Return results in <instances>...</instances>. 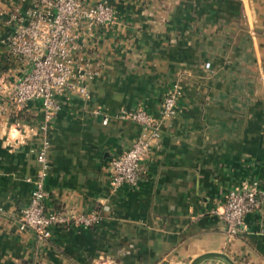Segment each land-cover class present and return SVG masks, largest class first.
<instances>
[{
	"label": "crops",
	"instance_id": "0c3cea01",
	"mask_svg": "<svg viewBox=\"0 0 264 264\" xmlns=\"http://www.w3.org/2000/svg\"><path fill=\"white\" fill-rule=\"evenodd\" d=\"M107 1L117 21L82 29L76 54L96 74L88 97L72 90L60 96L46 179L49 209L101 211L103 220L59 226L42 239L18 227L29 179L39 171L31 151L39 140L12 145L8 137L16 120L43 121L40 101L23 109L9 101L30 66L9 53L7 40L16 17L38 0H0V264H93L100 256L118 264H191L207 252L264 264V0ZM175 82L183 87L180 109L163 122L140 181L112 192L111 160L142 132L118 113L143 108L159 117ZM252 180L260 183L261 205L230 234L214 211L232 188Z\"/></svg>",
	"mask_w": 264,
	"mask_h": 264
},
{
	"label": "built area",
	"instance_id": "2783aa9c",
	"mask_svg": "<svg viewBox=\"0 0 264 264\" xmlns=\"http://www.w3.org/2000/svg\"><path fill=\"white\" fill-rule=\"evenodd\" d=\"M252 12L255 15L253 9ZM16 20L18 25L7 40L8 50L24 66H30V70L13 84L9 101L13 107L23 109L29 102L38 100L43 111L42 122L30 124L16 120L8 133L12 145L24 143L32 136L39 140V147L31 149L39 163V171L34 179H29L33 190L27 206L19 214L18 227L21 231L31 230L38 237L49 239L56 227L91 228L103 220L101 211L75 213L48 208L51 197L46 186L51 147L48 131L62 108L60 96L65 91H76L85 97L90 94L88 81L96 73L87 69L82 58L76 54L82 29L116 23V10L107 0L95 4H90L89 0H38L25 17L18 16ZM205 68L211 69V62H206ZM5 80L0 79V91ZM182 95V85L173 83L162 101L157 118L143 108L118 113V118L139 124L142 132L128 150L111 160L112 192L124 185L134 186L140 181L143 161L159 145L163 122L177 116ZM108 119L105 117L104 121ZM260 193L258 180L244 182L227 193L223 207L214 212L225 223L228 233L242 230L246 215L261 205ZM102 208L109 210L107 205ZM93 264L118 263L112 258L100 256Z\"/></svg>",
	"mask_w": 264,
	"mask_h": 264
},
{
	"label": "water",
	"instance_id": "95a60500",
	"mask_svg": "<svg viewBox=\"0 0 264 264\" xmlns=\"http://www.w3.org/2000/svg\"><path fill=\"white\" fill-rule=\"evenodd\" d=\"M214 257H222L228 262V264H236L234 260H232L227 254L222 253V252H207V253H204V254L196 257L191 262V264H201L206 259L214 258Z\"/></svg>",
	"mask_w": 264,
	"mask_h": 264
}]
</instances>
